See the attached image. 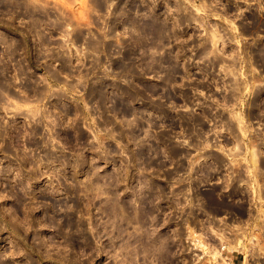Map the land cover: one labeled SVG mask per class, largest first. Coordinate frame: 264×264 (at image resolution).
<instances>
[{"label":"rangeland","instance_id":"rangeland-1","mask_svg":"<svg viewBox=\"0 0 264 264\" xmlns=\"http://www.w3.org/2000/svg\"><path fill=\"white\" fill-rule=\"evenodd\" d=\"M262 158L264 0H0V264H264Z\"/></svg>","mask_w":264,"mask_h":264},{"label":"bare ground","instance_id":"bare-ground-1","mask_svg":"<svg viewBox=\"0 0 264 264\" xmlns=\"http://www.w3.org/2000/svg\"><path fill=\"white\" fill-rule=\"evenodd\" d=\"M214 155V154H213ZM217 156V155H216ZM223 156V155H222ZM216 158V157H215ZM223 158V157H222ZM224 159V158H223ZM221 159H219V161H220ZM217 163V162H216ZM219 163V162H218ZM219 165H221L220 163H219ZM223 165V164H222ZM206 167V166H205ZM208 168V167H207ZM210 168V167H209ZM203 171V170H202ZM235 183V182H234ZM235 184H238V183H235ZM234 184V185H235ZM237 186V185H236ZM232 192H238V189L236 188L235 190H233ZM234 194V193H233ZM250 216V215H249ZM248 222V221H247ZM264 222V221H263Z\"/></svg>","mask_w":264,"mask_h":264},{"label":"flooded vegetation","instance_id":"flooded-vegetation-1","mask_svg":"<svg viewBox=\"0 0 264 264\" xmlns=\"http://www.w3.org/2000/svg\"><path fill=\"white\" fill-rule=\"evenodd\" d=\"M262 160H264V159L262 158ZM262 160H261V161H262Z\"/></svg>","mask_w":264,"mask_h":264}]
</instances>
